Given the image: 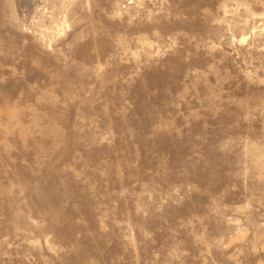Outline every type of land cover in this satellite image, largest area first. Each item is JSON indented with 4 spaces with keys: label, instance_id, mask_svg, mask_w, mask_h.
Instances as JSON below:
<instances>
[{
    "label": "rangeland",
    "instance_id": "rangeland-1",
    "mask_svg": "<svg viewBox=\"0 0 264 264\" xmlns=\"http://www.w3.org/2000/svg\"><path fill=\"white\" fill-rule=\"evenodd\" d=\"M0 264H264V0H0Z\"/></svg>",
    "mask_w": 264,
    "mask_h": 264
}]
</instances>
